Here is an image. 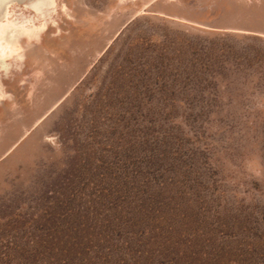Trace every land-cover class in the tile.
<instances>
[{
  "label": "trees",
  "instance_id": "trees-1",
  "mask_svg": "<svg viewBox=\"0 0 264 264\" xmlns=\"http://www.w3.org/2000/svg\"><path fill=\"white\" fill-rule=\"evenodd\" d=\"M227 39L165 31L119 53L58 122L68 158L0 204V264H264V208L228 196L196 146L220 110L216 76L264 63Z\"/></svg>",
  "mask_w": 264,
  "mask_h": 264
},
{
  "label": "rangeland",
  "instance_id": "rangeland-1",
  "mask_svg": "<svg viewBox=\"0 0 264 264\" xmlns=\"http://www.w3.org/2000/svg\"><path fill=\"white\" fill-rule=\"evenodd\" d=\"M26 2L17 4L16 13L31 16ZM58 5L54 27L39 43L23 42L22 67L1 78L10 98L0 106V204L27 188L42 164L68 158L58 122L94 92L109 64L119 53L125 56L138 36L156 42L165 31L203 42L229 36L231 43L264 53V0H58ZM228 68L225 79L216 76L218 115L207 123L206 142L196 146L209 148L207 156L221 171L228 196L236 193L264 208V63L239 73Z\"/></svg>",
  "mask_w": 264,
  "mask_h": 264
},
{
  "label": "bare ground",
  "instance_id": "bare-ground-1",
  "mask_svg": "<svg viewBox=\"0 0 264 264\" xmlns=\"http://www.w3.org/2000/svg\"><path fill=\"white\" fill-rule=\"evenodd\" d=\"M21 1L27 0H0V106L9 101V95L4 90L1 78H9L12 67H22L25 60L23 42L28 44L41 42L47 32L54 27L56 18L61 14L58 0H28L26 6L31 9V16L25 13L19 15L16 13V7ZM137 1L129 0V2ZM143 13H139L136 17ZM72 91L73 89L39 119L32 130L39 127L48 116L55 112ZM29 134L30 132H27L19 143L24 141Z\"/></svg>",
  "mask_w": 264,
  "mask_h": 264
}]
</instances>
